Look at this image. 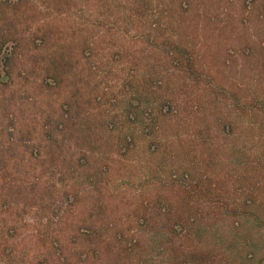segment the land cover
Segmentation results:
<instances>
[{
	"label": "rangeland",
	"instance_id": "rangeland-1",
	"mask_svg": "<svg viewBox=\"0 0 264 264\" xmlns=\"http://www.w3.org/2000/svg\"><path fill=\"white\" fill-rule=\"evenodd\" d=\"M181 1L70 0L53 17L76 44L79 85L91 99L88 126L99 139L97 153L108 164L99 208L93 211L90 200L82 198L63 226L70 234L76 225L90 224L83 220L92 212L97 229L105 231L110 223L134 235L140 215L155 201L166 202L171 172L193 164L197 177L218 183L192 224L205 231L198 247L218 255L222 264H264V0ZM85 41L90 54L82 53ZM177 41L192 53L202 80L188 77L168 58ZM147 70L150 81L162 74L156 85L159 102L129 121L127 104L138 105L139 97L125 86L130 80L140 83ZM169 98L175 99L173 107L165 111L161 102ZM48 99L53 103L57 96ZM104 119L115 126L105 128ZM125 134L132 145L126 146ZM136 235L124 261L163 264L168 256L164 247L152 250L156 242ZM62 239L66 246L71 243L69 235ZM249 249L256 254L250 260L245 258Z\"/></svg>",
	"mask_w": 264,
	"mask_h": 264
},
{
	"label": "trees",
	"instance_id": "trees-1",
	"mask_svg": "<svg viewBox=\"0 0 264 264\" xmlns=\"http://www.w3.org/2000/svg\"><path fill=\"white\" fill-rule=\"evenodd\" d=\"M69 1L40 5L36 0H0V264H133L123 258L136 234L156 242L152 250L164 247L168 256L163 264H222L218 255L196 244L205 238V231L192 224L198 222L207 196H215L218 183L206 175L197 177L193 164L181 173L171 172L166 202L155 201L140 215L134 235L110 223L105 231L97 229L92 212L90 219L83 220L90 224L76 225L67 234L63 225L82 198L90 200L93 211L104 201L101 185L108 173L106 158L97 153V134L88 126L91 99L85 86L79 85L76 44L67 40V27L60 22L57 26L53 19L70 6ZM45 9L53 12L52 18L51 13L44 14ZM80 45L82 53L90 54L86 41ZM167 56L174 66L185 68L188 77L202 80L187 46L177 41ZM87 65L93 69L90 60ZM161 76L150 81L147 70L140 83L130 80L125 86L139 97L138 105L127 104L129 121L131 115L139 117L159 102L156 85ZM52 96H57L56 102L48 99ZM169 99L161 102L165 111L173 107L175 99ZM102 125L110 130L115 122L104 119ZM125 135L126 146L132 145L129 134ZM244 161H250L248 156ZM96 162L103 166L95 168ZM27 227L34 232L27 233ZM65 235L70 236L68 246L62 242ZM32 243L35 247L29 248ZM254 251L247 250L245 258H255Z\"/></svg>",
	"mask_w": 264,
	"mask_h": 264
}]
</instances>
